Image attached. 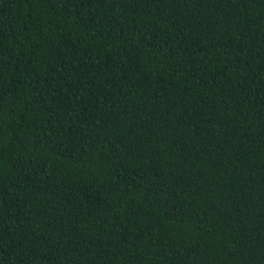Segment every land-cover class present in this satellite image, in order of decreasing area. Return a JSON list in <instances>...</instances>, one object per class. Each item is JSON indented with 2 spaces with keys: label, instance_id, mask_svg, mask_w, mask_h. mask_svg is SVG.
I'll use <instances>...</instances> for the list:
<instances>
[{
  "label": "trees",
  "instance_id": "16d2710c",
  "mask_svg": "<svg viewBox=\"0 0 264 264\" xmlns=\"http://www.w3.org/2000/svg\"><path fill=\"white\" fill-rule=\"evenodd\" d=\"M0 264H264V0H0Z\"/></svg>",
  "mask_w": 264,
  "mask_h": 264
}]
</instances>
